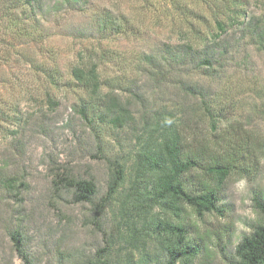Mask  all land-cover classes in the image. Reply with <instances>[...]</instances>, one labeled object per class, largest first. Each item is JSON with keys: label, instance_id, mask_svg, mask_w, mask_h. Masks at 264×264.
<instances>
[{"label": "rangeland", "instance_id": "rangeland-1", "mask_svg": "<svg viewBox=\"0 0 264 264\" xmlns=\"http://www.w3.org/2000/svg\"><path fill=\"white\" fill-rule=\"evenodd\" d=\"M7 1L0 7L19 5ZM149 1L39 0L38 12L12 10L13 23L0 14V182L13 179L12 188L0 183V264H23L12 233L30 264H170L155 226L164 219L198 245L190 264H234L236 245L264 224V0L240 1L242 18L217 32L207 68L178 50L190 23L205 30L194 13L213 8ZM84 65L98 66L105 89L128 103L122 127L80 113L94 104L71 76ZM163 130L233 153L234 170L217 184L218 212L199 217L144 200L150 175L140 157ZM197 174L186 176L188 186ZM67 177L94 183L90 202L76 201Z\"/></svg>", "mask_w": 264, "mask_h": 264}, {"label": "trees", "instance_id": "trees-1", "mask_svg": "<svg viewBox=\"0 0 264 264\" xmlns=\"http://www.w3.org/2000/svg\"><path fill=\"white\" fill-rule=\"evenodd\" d=\"M1 1L4 2L5 0H0V5ZM63 1L67 2L69 0ZM162 1L165 2V0ZM196 1L199 3L198 0ZM201 1L207 2L209 9L213 8L207 16H203L202 12L194 13L198 17L197 19L204 20L205 30L201 32L197 26L195 27L190 23V31L185 34V37H187L186 44L178 51H187L186 53H189V55L187 54L186 57L197 59L196 64L198 67L207 68L211 66L214 58L209 51H215L221 43V36L217 32H224L227 22L230 24L238 23L242 18L243 11L239 7L241 0ZM6 2L8 1L6 0ZM38 2L39 0H17L16 3L19 5L13 8L0 7V14L3 18H9L10 22L13 23L17 17L16 15L13 17L12 10L16 12L20 7L23 12L26 10L31 13L34 10L38 12V10H42L40 6H38V9L36 8ZM149 2L151 4V0ZM160 7L161 9L164 8V6L158 5L157 12H160ZM147 8H151V5ZM190 14H193V11H190ZM179 18L181 19V17ZM207 21L213 22L214 30L206 31ZM108 26L106 21L104 29ZM4 42V40L1 42L3 46ZM149 61L152 60L149 58ZM71 76L74 83L81 90H84L87 95L92 96L91 100L94 101L93 105L80 108V113L84 118H87V114H92L98 124L113 128H120L127 122L129 116L128 103L122 99L119 93L105 89L100 79L101 74L98 66H76L72 68ZM45 94L48 102H51L48 93ZM196 142L195 139H191L190 142L186 143V139L182 138L177 132L163 130L161 140L156 147L140 157L142 168L150 175V183L144 185V190L148 188L144 200L168 211L186 206L199 217L205 213L218 212L216 207L218 201L217 184L234 170L233 160H231L233 153L228 150L222 151L215 147H209L201 142L194 145ZM190 172L199 174L196 176V182L189 183L190 186H188L186 176ZM121 180V172H114L108 183L109 194L116 192ZM0 183L4 187L12 188L13 179L8 178ZM63 186L74 189L75 199L78 202H90L96 194V188L92 181L67 177L63 179ZM257 208L264 218V205L257 203ZM155 226L162 231L163 249L170 264H190L195 259L199 251L198 245L190 244L187 241L186 230L183 225L174 224L170 219H164L163 221L158 220ZM9 239L13 251L22 263L30 264L21 236L12 233ZM234 255L236 258L234 264H264V224L256 227L252 233L240 240L235 247Z\"/></svg>", "mask_w": 264, "mask_h": 264}]
</instances>
